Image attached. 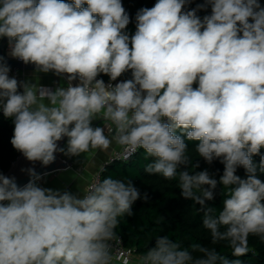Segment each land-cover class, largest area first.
<instances>
[{"label": "clouds", "instance_id": "1", "mask_svg": "<svg viewBox=\"0 0 264 264\" xmlns=\"http://www.w3.org/2000/svg\"><path fill=\"white\" fill-rule=\"evenodd\" d=\"M193 3L156 0L136 12L130 33L122 0H0V39L34 66L33 79L19 80L0 56L13 148L44 167L57 153L88 158L115 146L128 159L143 149L145 172L176 180L211 244L234 257L162 235L125 264H244L249 237L264 242V4ZM49 73L54 88L39 82ZM190 142L209 167L223 165L218 179L196 170ZM22 171L23 186L0 173V264H120L128 255L117 229L149 198L131 179L97 178L73 193L41 186L48 173ZM218 185L219 209L208 203Z\"/></svg>", "mask_w": 264, "mask_h": 264}, {"label": "trees", "instance_id": "2", "mask_svg": "<svg viewBox=\"0 0 264 264\" xmlns=\"http://www.w3.org/2000/svg\"><path fill=\"white\" fill-rule=\"evenodd\" d=\"M203 0H194L190 7H196V4L202 3ZM123 6L132 18V23L128 26L130 33L135 32V14L143 7H152L156 0H122ZM264 4V0H261ZM210 13V8L198 13L201 17ZM10 65V64H9ZM11 66V65H10ZM11 73L14 71L11 66ZM121 77V79L127 78ZM108 81L107 76H102ZM195 86V85H194ZM14 124L11 119L3 117L0 112V173L5 174L21 155L15 150L10 143L13 136ZM264 151V150H262ZM189 155L193 163L199 160L195 153L194 142L189 143ZM259 161V157H255ZM151 162V158L145 159L143 149L130 161H117L106 167L103 178L112 176L114 178L131 179L140 189L141 193H148L147 201H137L133 205V215L125 216L121 219L117 229L118 236H121L127 247L133 248L137 254H142L149 246L152 245L155 238L162 235H168L174 240H179L184 246L190 243L198 242L205 246L216 247L221 254L226 255L229 259L231 250L223 244L212 245L210 234L202 225L203 213L198 211L199 205H195L191 200H185L181 197L178 182L176 180H165L159 175H150L145 172V166ZM200 168H209L210 172L216 173V178L223 172V165L215 162L211 167L199 160ZM217 169L219 172H217ZM238 174L244 176L243 169L238 170ZM264 180V175L261 176ZM222 186L215 190V199L208 202L210 206L217 209L222 207ZM249 247L251 251L246 256L239 257L244 264H264V242L259 237H249Z\"/></svg>", "mask_w": 264, "mask_h": 264}, {"label": "crops", "instance_id": "3", "mask_svg": "<svg viewBox=\"0 0 264 264\" xmlns=\"http://www.w3.org/2000/svg\"><path fill=\"white\" fill-rule=\"evenodd\" d=\"M2 39H0L1 43ZM11 76H16L19 80L33 79L34 70H19L17 73L12 72ZM59 78L51 73L40 74L39 82L49 87H55ZM99 123V122H95ZM120 149L115 146L108 153L100 152L95 156L85 158H71L70 166L66 169L49 172L42 181L41 186L61 191L68 190L73 193L78 191V187H84L90 182L95 173L106 164Z\"/></svg>", "mask_w": 264, "mask_h": 264}, {"label": "water", "instance_id": "4", "mask_svg": "<svg viewBox=\"0 0 264 264\" xmlns=\"http://www.w3.org/2000/svg\"><path fill=\"white\" fill-rule=\"evenodd\" d=\"M7 46V39H2L0 43V56H3L8 64L13 66L14 69L18 70H34L33 65H25L24 63L9 58L5 55V49ZM61 146L66 144V139L60 142ZM71 158L65 157L63 154L57 153L56 160L53 164L44 167L40 164V162H30L28 161L22 154L17 158V160L13 163L12 167L4 174L8 177H15L18 185L23 186L29 180V176L27 175L26 170L28 168L34 167L38 173H49L57 170L66 169L70 166Z\"/></svg>", "mask_w": 264, "mask_h": 264}, {"label": "built area", "instance_id": "5", "mask_svg": "<svg viewBox=\"0 0 264 264\" xmlns=\"http://www.w3.org/2000/svg\"><path fill=\"white\" fill-rule=\"evenodd\" d=\"M5 55L8 56L9 58H11L9 56V48H8V44L6 46V49H5ZM13 59V58H11ZM16 60V59H14ZM19 70L18 69H14V73H17ZM107 82V81H105ZM139 152V151H138ZM137 152V153H138ZM136 153V154H137ZM136 154L132 155L130 158L128 159H124L122 154H121V151L119 150L118 152H116V154L106 163L104 164L96 173L95 175L93 176V178L91 179L94 180V179H103V173L106 169L107 166H109L110 164L114 163V162H117V161H130ZM90 181V182H91ZM120 239L117 241V246L122 250V251H125L126 253H128V255H124L121 259V262L120 264H125V262H127L130 257H135V256H138L139 254L136 253V251L133 249V248H129L125 245L124 243V240L121 236H119Z\"/></svg>", "mask_w": 264, "mask_h": 264}]
</instances>
